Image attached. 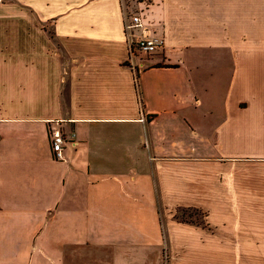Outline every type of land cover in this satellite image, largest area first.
I'll use <instances>...</instances> for the list:
<instances>
[{
  "label": "crops",
  "instance_id": "obj_1",
  "mask_svg": "<svg viewBox=\"0 0 264 264\" xmlns=\"http://www.w3.org/2000/svg\"><path fill=\"white\" fill-rule=\"evenodd\" d=\"M79 232L96 264H264V0L0 4V264H76Z\"/></svg>",
  "mask_w": 264,
  "mask_h": 264
},
{
  "label": "built area",
  "instance_id": "obj_2",
  "mask_svg": "<svg viewBox=\"0 0 264 264\" xmlns=\"http://www.w3.org/2000/svg\"><path fill=\"white\" fill-rule=\"evenodd\" d=\"M4 0H0V4L3 3ZM137 28H143V20L140 15L132 16L126 20L125 29L130 32L131 30H135ZM130 56L135 57L137 53H145L146 55H153L158 50L164 47V40L161 38L149 37L144 35L138 40L130 41ZM51 151L56 160H61L63 156V149L66 145L65 136L58 131H55L51 134ZM73 142V141H72Z\"/></svg>",
  "mask_w": 264,
  "mask_h": 264
},
{
  "label": "rangeland",
  "instance_id": "obj_3",
  "mask_svg": "<svg viewBox=\"0 0 264 264\" xmlns=\"http://www.w3.org/2000/svg\"><path fill=\"white\" fill-rule=\"evenodd\" d=\"M140 56L141 55H146L145 53H138ZM146 57H150V56H146ZM176 219L180 222H186V223H190V224H194V225H203L204 224V214H202L200 211L198 210H193V209H180L177 212L176 215ZM89 234V233H88ZM87 234V232H79V235H82L81 238L83 241V246L81 247H77L76 248V264H96L95 259L102 257V255L99 251H96L97 248L93 249V263L90 262V247L87 245V240L89 235ZM164 264H168L169 262V251H168V247L164 248ZM103 258V257H102ZM105 258V257H104Z\"/></svg>",
  "mask_w": 264,
  "mask_h": 264
}]
</instances>
